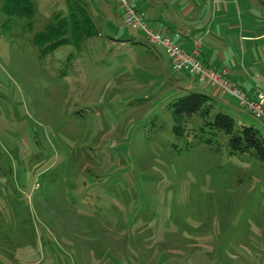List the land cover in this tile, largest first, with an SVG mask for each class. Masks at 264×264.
<instances>
[{
    "label": "rangeland",
    "instance_id": "obj_1",
    "mask_svg": "<svg viewBox=\"0 0 264 264\" xmlns=\"http://www.w3.org/2000/svg\"><path fill=\"white\" fill-rule=\"evenodd\" d=\"M67 1L32 0L25 18L0 0V264H264L262 162L223 132L173 133L166 105L188 76L115 0H81L97 33L42 52L34 33Z\"/></svg>",
    "mask_w": 264,
    "mask_h": 264
},
{
    "label": "crops",
    "instance_id": "obj_2",
    "mask_svg": "<svg viewBox=\"0 0 264 264\" xmlns=\"http://www.w3.org/2000/svg\"><path fill=\"white\" fill-rule=\"evenodd\" d=\"M136 1L151 27L170 35L186 50L191 51L199 38L202 62L225 69L250 97L264 91V0ZM176 72L182 79L183 72ZM184 74L188 77L183 88L203 91L217 105L228 103L195 75Z\"/></svg>",
    "mask_w": 264,
    "mask_h": 264
},
{
    "label": "trees",
    "instance_id": "obj_3",
    "mask_svg": "<svg viewBox=\"0 0 264 264\" xmlns=\"http://www.w3.org/2000/svg\"><path fill=\"white\" fill-rule=\"evenodd\" d=\"M67 9L66 16L55 14L53 23H47L42 30L34 33L33 40L42 46V52L67 43H73L78 48L84 39L97 33L94 21L81 0L67 1ZM2 10L11 16L31 18L34 7L32 0H5ZM166 106L171 112L172 131L176 136H186L187 132L189 134L187 129L191 128L189 136L211 145L218 141L217 137L223 132L228 136L230 154L250 153L264 167V140L257 130L253 125L236 126L229 114L216 109V100L211 95L196 89H184L169 100ZM192 116L199 121L196 127L186 124ZM192 144L186 141L185 148Z\"/></svg>",
    "mask_w": 264,
    "mask_h": 264
},
{
    "label": "built area",
    "instance_id": "obj_4",
    "mask_svg": "<svg viewBox=\"0 0 264 264\" xmlns=\"http://www.w3.org/2000/svg\"><path fill=\"white\" fill-rule=\"evenodd\" d=\"M123 14L126 26L140 30L149 45H159L168 56L172 68L195 75L199 83H205L219 95L228 94L236 104L250 113L254 118L264 123V91H258L255 97H250L225 69H216L206 65L198 57L201 41H193L191 51L181 47L170 35L162 34L149 26L144 14L139 10L134 0H115Z\"/></svg>",
    "mask_w": 264,
    "mask_h": 264
}]
</instances>
